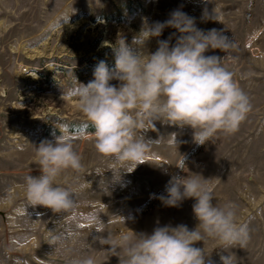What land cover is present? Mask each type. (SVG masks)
Here are the masks:
<instances>
[{
  "label": "rangeland",
  "instance_id": "obj_1",
  "mask_svg": "<svg viewBox=\"0 0 264 264\" xmlns=\"http://www.w3.org/2000/svg\"><path fill=\"white\" fill-rule=\"evenodd\" d=\"M175 10L194 18L198 29H216L232 41L225 51L209 49L205 55L223 60L249 98L251 111L239 130L197 145L192 128L156 121L155 131L141 134L152 141L163 137L162 142L150 144L146 163L128 173V164L97 152L89 126L73 145L82 170H66L57 180L77 189L75 209L61 214L29 205L25 177L41 174L36 146L54 140L60 125L75 133L86 122L78 100L62 99L64 92L76 80L83 85L93 80L100 61L114 67L115 46L124 40L135 47L133 37L143 24L164 22ZM59 20L62 29L52 30ZM178 36L165 27L146 51L155 52L159 40L174 45ZM174 176L208 179L213 204L231 202L237 221L248 224L244 247L225 250L213 238L195 242L206 262L223 264L221 256L231 255L232 264H264V0H0V264H70L88 257L95 264H124L125 252L112 255L107 243L121 233L151 234L166 225L195 230L194 198L175 207L158 198ZM85 183L91 186L79 190ZM90 215L99 222L89 224ZM55 230L71 234L56 248L48 243Z\"/></svg>",
  "mask_w": 264,
  "mask_h": 264
},
{
  "label": "clouds",
  "instance_id": "obj_2",
  "mask_svg": "<svg viewBox=\"0 0 264 264\" xmlns=\"http://www.w3.org/2000/svg\"><path fill=\"white\" fill-rule=\"evenodd\" d=\"M207 17V13H205ZM215 19V15L212 17ZM69 17L64 19L68 22ZM61 20V19H60ZM60 20L52 30L62 29ZM217 20V19H216ZM165 27L177 30L174 45L159 40L155 52H147L146 44L160 37ZM135 47L123 40L114 47L115 64L110 68L100 61L94 69V79L87 85L64 92V97L78 100V108L86 118L79 131L73 133L68 125H60L54 140H43L36 146L41 174L25 177V195L31 206H43L54 213H70L76 207L77 189L57 184L59 176L71 169L79 173L81 156L74 149V140L82 138L89 126L94 129V147L98 153L114 162L131 167L143 164L150 144H159L163 137L145 140L142 132L155 131L156 121L181 129L194 130L197 145H205L217 133L234 134L251 111L245 92L227 70L219 57L206 56L209 49L226 50L232 41L216 29H198L195 20L175 10L168 20L143 24L133 37ZM119 83L114 85L111 81ZM141 138H137V136ZM172 144L178 146L176 133ZM184 160V157H183ZM199 176H174L166 185V195L158 198L166 206H178L187 198H194L193 213L199 221L195 230L185 225L159 226L151 234L121 233L118 240L107 242L109 252L119 256L125 252L124 264H212L206 262L204 249L195 242L216 239L223 249L247 245L250 234L247 223L236 219L235 205L223 207L213 204V186ZM91 186L80 184L79 190ZM125 223V218L121 217ZM89 224L99 221L95 216L85 218ZM202 229V232H201ZM49 244L62 246L71 234L49 231ZM223 264H232L231 255L221 256ZM70 264H95L93 258L72 259Z\"/></svg>",
  "mask_w": 264,
  "mask_h": 264
}]
</instances>
